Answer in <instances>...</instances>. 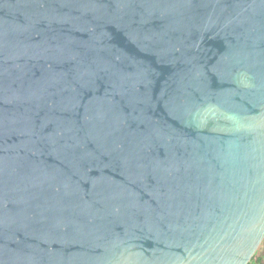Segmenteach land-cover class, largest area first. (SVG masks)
Listing matches in <instances>:
<instances>
[{
	"label": "water",
	"instance_id": "water-1",
	"mask_svg": "<svg viewBox=\"0 0 264 264\" xmlns=\"http://www.w3.org/2000/svg\"><path fill=\"white\" fill-rule=\"evenodd\" d=\"M263 244L264 0H0V264Z\"/></svg>",
	"mask_w": 264,
	"mask_h": 264
},
{
	"label": "trees",
	"instance_id": "trees-1",
	"mask_svg": "<svg viewBox=\"0 0 264 264\" xmlns=\"http://www.w3.org/2000/svg\"><path fill=\"white\" fill-rule=\"evenodd\" d=\"M250 264H264V244Z\"/></svg>",
	"mask_w": 264,
	"mask_h": 264
}]
</instances>
